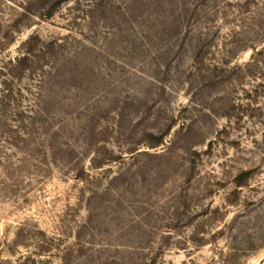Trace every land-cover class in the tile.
<instances>
[{"label":"rangeland","instance_id":"rangeland-1","mask_svg":"<svg viewBox=\"0 0 264 264\" xmlns=\"http://www.w3.org/2000/svg\"><path fill=\"white\" fill-rule=\"evenodd\" d=\"M0 264H264V0H0Z\"/></svg>","mask_w":264,"mask_h":264}]
</instances>
